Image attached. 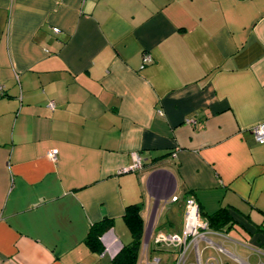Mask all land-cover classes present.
<instances>
[{
	"label": "crops",
	"instance_id": "0c3cea01",
	"mask_svg": "<svg viewBox=\"0 0 264 264\" xmlns=\"http://www.w3.org/2000/svg\"><path fill=\"white\" fill-rule=\"evenodd\" d=\"M260 122L264 0H0V264H113L85 237L108 219L128 244L135 203L136 264H172L152 235L188 197L231 218L185 264H264Z\"/></svg>",
	"mask_w": 264,
	"mask_h": 264
},
{
	"label": "built area",
	"instance_id": "2783aa9c",
	"mask_svg": "<svg viewBox=\"0 0 264 264\" xmlns=\"http://www.w3.org/2000/svg\"><path fill=\"white\" fill-rule=\"evenodd\" d=\"M55 32L58 28L54 27ZM151 58L148 54H143L141 67L150 62ZM49 107H53L52 101L49 103ZM254 140L257 143H264V122H260L252 125L249 128ZM48 157L52 160L57 158V149H52L47 153ZM142 168V160L138 153H132V163L129 167L122 168L119 172L126 171H139ZM179 197L177 195L171 196V201H177ZM184 224L180 233L155 231L152 235L153 241L156 245L172 246L174 249V260L172 264H185V254L189 246L196 243V239L203 236L207 232L211 231L199 212V208L195 200L188 197L184 200ZM217 233V232H216ZM220 235H222L220 233ZM100 241L103 245V251L108 252L113 257L120 249L121 244L114 237V235L108 231L106 234L100 236ZM149 264H161L157 257H152Z\"/></svg>",
	"mask_w": 264,
	"mask_h": 264
},
{
	"label": "trees",
	"instance_id": "16d2710c",
	"mask_svg": "<svg viewBox=\"0 0 264 264\" xmlns=\"http://www.w3.org/2000/svg\"><path fill=\"white\" fill-rule=\"evenodd\" d=\"M141 203L131 204L125 207L124 218L131 233V241L124 244L121 249L113 256V264H136L139 248L143 235L142 218L140 216ZM230 213L227 208L218 209L207 221L208 227L215 231H221L222 225L230 219ZM110 220L104 219L94 223L85 237V243L95 251H100L102 232L108 229Z\"/></svg>",
	"mask_w": 264,
	"mask_h": 264
}]
</instances>
